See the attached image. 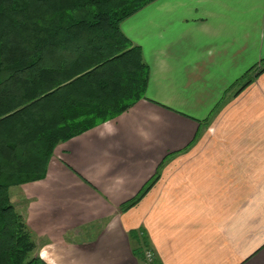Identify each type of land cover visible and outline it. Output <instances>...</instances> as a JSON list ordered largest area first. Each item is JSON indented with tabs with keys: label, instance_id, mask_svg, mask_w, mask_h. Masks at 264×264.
<instances>
[{
	"label": "crops",
	"instance_id": "crops-1",
	"mask_svg": "<svg viewBox=\"0 0 264 264\" xmlns=\"http://www.w3.org/2000/svg\"><path fill=\"white\" fill-rule=\"evenodd\" d=\"M119 30L143 97L8 187L37 256L142 264L137 233L158 264H264V69L240 81L264 57V0H152Z\"/></svg>",
	"mask_w": 264,
	"mask_h": 264
},
{
	"label": "trees",
	"instance_id": "trees-1",
	"mask_svg": "<svg viewBox=\"0 0 264 264\" xmlns=\"http://www.w3.org/2000/svg\"><path fill=\"white\" fill-rule=\"evenodd\" d=\"M151 1L0 0V264H46L8 187L41 179L57 143L143 97L147 68L119 22ZM130 239L141 261L147 240Z\"/></svg>",
	"mask_w": 264,
	"mask_h": 264
},
{
	"label": "rangeland",
	"instance_id": "rangeland-1",
	"mask_svg": "<svg viewBox=\"0 0 264 264\" xmlns=\"http://www.w3.org/2000/svg\"><path fill=\"white\" fill-rule=\"evenodd\" d=\"M259 64L261 65V62H259ZM255 68H256V65L253 67V68H251L250 70H249V72L248 73H246L242 78H241V80L240 81H244L245 79H247L248 78V76H250L252 73H253V71H255ZM15 195V194H14ZM24 223H25V221H24ZM147 251H149L150 252V256H146V252ZM32 254L33 255H37V250H35V248H34V250L32 251ZM152 261H154V258H153V255H152V252H151V250H147V248H143V257H142V260H141V263L142 264H151V262Z\"/></svg>",
	"mask_w": 264,
	"mask_h": 264
},
{
	"label": "built area",
	"instance_id": "built-area-1",
	"mask_svg": "<svg viewBox=\"0 0 264 264\" xmlns=\"http://www.w3.org/2000/svg\"><path fill=\"white\" fill-rule=\"evenodd\" d=\"M151 254H150V252L149 251H147L146 252V256H150Z\"/></svg>",
	"mask_w": 264,
	"mask_h": 264
}]
</instances>
